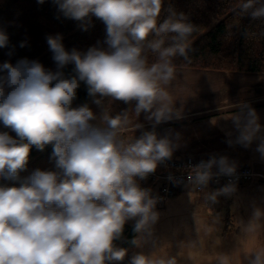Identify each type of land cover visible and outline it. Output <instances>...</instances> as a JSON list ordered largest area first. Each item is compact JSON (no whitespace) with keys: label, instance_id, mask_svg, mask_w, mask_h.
Segmentation results:
<instances>
[{"label":"clouds","instance_id":"obj_1","mask_svg":"<svg viewBox=\"0 0 264 264\" xmlns=\"http://www.w3.org/2000/svg\"><path fill=\"white\" fill-rule=\"evenodd\" d=\"M52 2L83 31L92 16L100 19L106 26V47L98 42L87 51H68L61 34L48 35L55 71L27 58L0 63V123L16 134L0 132V179L19 183L0 184V264H114L128 252L114 243L123 238L127 222L134 221V247L153 238L158 197L138 180L171 160L181 146L179 133L169 129L159 135L156 127L183 118L170 89L177 68L193 61L191 38L200 28L171 4L165 8L164 0ZM232 11L239 19L248 16L264 23V0H239ZM26 45V40L20 43ZM7 47L9 36L0 29V48ZM176 58L182 63H175ZM70 64L73 74L66 76L63 69ZM81 83L98 113L88 103L73 107ZM105 98L134 107L113 115ZM141 113L152 127L136 136L144 128L136 122ZM231 119L236 135L227 140L229 146L248 148L257 142L255 150L264 158V125L256 110L241 105ZM48 145L56 170L36 169L21 178L31 149L43 151ZM236 170L235 161L211 154L189 166L187 180L202 191L214 178L233 177ZM235 191L236 184L229 181L205 192L204 199L215 204ZM261 230L264 209L257 207L241 232L247 240ZM242 254L247 264H264V246ZM234 259L221 253L213 264H233ZM129 264H178V258L138 252Z\"/></svg>","mask_w":264,"mask_h":264},{"label":"trees","instance_id":"obj_2","mask_svg":"<svg viewBox=\"0 0 264 264\" xmlns=\"http://www.w3.org/2000/svg\"><path fill=\"white\" fill-rule=\"evenodd\" d=\"M239 0H164V7L171 4L177 12H183L190 22L200 29L191 38L193 41L190 53L192 63L178 68L211 70L220 72H243L264 74V23L253 21L245 16L241 19L234 16L233 8ZM165 17L162 12L161 20ZM213 19L216 21L213 22ZM0 29L9 36V47L0 48V63L5 61L15 64L19 59L38 60L45 69L55 71L56 63L53 55L48 52L46 37L61 34L66 50L76 48L87 51L98 42L101 46L106 37V26L98 18L91 17V26L87 31L81 30L79 22L63 17L52 0L43 4L38 0H16L8 6L0 5ZM255 33L247 36L246 33ZM27 41L25 47H20L22 41ZM9 51L12 55H9ZM182 63L181 58L174 61ZM74 65L66 66L63 71L66 76L73 74ZM92 100L87 93V87L81 83L77 90L76 103L85 104ZM52 145L43 151L35 147L31 149L27 170L20 177L29 176L34 170H56L51 159ZM0 184L19 186L18 182L0 179ZM134 223H126L123 238L115 241L118 247L128 249L121 262L114 264H129L134 255V246L130 241L136 235Z\"/></svg>","mask_w":264,"mask_h":264},{"label":"crops","instance_id":"obj_3","mask_svg":"<svg viewBox=\"0 0 264 264\" xmlns=\"http://www.w3.org/2000/svg\"><path fill=\"white\" fill-rule=\"evenodd\" d=\"M14 1L16 0H0V5L8 6ZM179 69H183L185 71L184 75L192 77L197 76L198 80H200L199 78L218 80L225 77V74H223L224 72L220 71L189 68ZM248 82L251 84V88L248 89V99L231 100L227 97H214L193 100L192 104L181 111L183 115L182 119L168 121L156 127V131L159 135H164L169 129L180 134L181 146L174 151L173 155L175 156H206L211 154H216L218 156L224 155L230 160L235 161L237 167L247 166L251 168L254 173L252 179L247 183L236 185V191L234 193L236 196L237 192H242L245 190V186H248V193H244L245 198L247 197V194L248 197L249 195L251 196V190L253 191V189L250 190V188H255L254 190L257 192H264V158H261L260 154L255 150L257 147V142H254L250 147L245 148L239 144H233L232 146H229L227 140L230 137L232 139L235 138L236 132L231 116L239 110L241 105H248L254 108L260 118V123L264 125V94H262V92L264 93V74L248 73ZM250 91H255L257 93L249 95ZM108 101L109 98H105L104 102ZM149 126V130H151V123ZM144 130H137L135 135L139 136ZM184 192H193L194 194H198L190 189H183L176 196L170 198L166 202V205ZM199 195L200 196H195V200L201 203L202 199H204V194L199 193ZM259 199H261L260 195ZM183 200L187 199L184 197ZM194 216L197 218L195 220V227L193 226L194 223L191 222V215L188 214L186 223L185 218L183 220L185 225H177L179 228L177 229L175 238H173V235H165L164 239H161L164 235H159L157 236L156 241L151 240L142 248L134 247V254L138 252L150 254L156 251L160 252L161 254L167 253L168 255L177 256L178 264H201L196 257L205 248H202V245L200 244H190L188 238L185 236L184 239L183 237V232L185 229L188 230L187 226L189 224L190 226L196 228L197 231L201 233V235L205 233H213L214 235L217 234L221 235V237L225 236L226 238L225 242H214V246L208 244V249L211 247L217 248V251L219 252L217 253L214 251L211 253L210 257L206 258L205 264H213L216 257L221 254L220 250L225 249V247L229 248V251L224 252L225 254H233L235 256L233 264H241V262L242 264H247V261L243 258L242 252L245 250L248 251L249 244L248 239L244 240L243 233L241 232L242 225L230 227L224 225L223 227L222 221H220L219 218H214L213 215H204L203 213L200 214L197 212V214ZM217 235L215 236L218 237ZM235 241L242 244H238ZM259 244L262 246L264 241L257 243L256 248L259 247Z\"/></svg>","mask_w":264,"mask_h":264},{"label":"rangeland","instance_id":"obj_4","mask_svg":"<svg viewBox=\"0 0 264 264\" xmlns=\"http://www.w3.org/2000/svg\"><path fill=\"white\" fill-rule=\"evenodd\" d=\"M216 20L213 19V22ZM51 55L53 53L49 50ZM184 70L177 68V75L176 79L173 82L172 88L170 91L173 92L174 96L177 98L175 102V107L180 109L181 111L187 108L190 104H192L193 100L201 99V98H217V97H227L231 100L233 99H248V89L251 88V82H248V73L243 72H229L225 71L223 78L218 80H210L207 78H199L197 76L192 77L188 75H184ZM222 74V73H221ZM202 83V84H201ZM204 87H203V86ZM257 92L250 91L249 95L254 94ZM262 94H264L262 92ZM106 106L110 108V111L113 115L124 111L126 109H131L134 107L133 105L125 104L122 101H108L104 102ZM90 107L93 109L94 112H99L100 109L91 101L88 103ZM82 104L73 102V107L80 106ZM136 122L141 123L144 125V129H150V122L145 119V114L141 113L140 116L137 118ZM0 132H8L14 138L16 137L15 132H12L10 129L5 128L2 123H0ZM184 156V155H183ZM187 156V155H186ZM10 186L9 184H5ZM248 185V184H247ZM217 188H215L216 190ZM253 189V191L251 190ZM255 188H250L251 196L247 194V197H244V193H248V186H245V190L242 192H237L236 196L232 194L231 196H220L218 197V202L213 204L211 202L205 201L202 199V202L199 203L195 200V196H200L198 194H194L193 192H184L181 193L177 198L173 199L172 202H169L165 208H158L156 206V210L159 212V219L157 223L153 226V241H156L157 236H162L161 239H164L165 235H175L177 233V229L179 228L180 224L185 225L188 217L187 215L190 214L192 218L191 222H193V226L195 227L196 223L194 215L199 212L200 214L203 213L204 215H213L214 218H219L220 221L224 225L227 226H236L242 225L246 223L249 218L251 217L254 208H261L264 209V192H257L254 190ZM210 191V190H209ZM204 191V192H209ZM211 191H214L211 189ZM210 191V192H211ZM204 192H202L204 194ZM253 194V195H252ZM259 195L261 199H259ZM187 200H183V198ZM175 200V201H174ZM206 203V205H205ZM208 203V204H207ZM192 211V212H190ZM213 211V212H212ZM235 215V216H233ZM183 216V217H182ZM185 218V223L183 222ZM127 223H134V221H129ZM200 224V222H199ZM199 226V225H198ZM188 224L187 229L184 230V239L185 236L188 238L190 244H200L202 245L203 251L196 257L201 264H205V260L207 257H210V254L217 251V248H210L208 249V244L214 246V242L221 241L225 242V236L221 237V235H217L216 237L213 233H205L202 234ZM162 232V233H160ZM160 233V234H159ZM222 233V232H221ZM160 239V240H161ZM235 240V239H234ZM264 241V230L258 232L255 236L248 238V251H251L253 248H256V244ZM238 243L237 241H235ZM251 243V246H250ZM242 244V243H238ZM261 247V245H258ZM264 246V244L262 245ZM229 251V248L225 247V249L220 250L221 253Z\"/></svg>","mask_w":264,"mask_h":264},{"label":"built area","instance_id":"obj_5","mask_svg":"<svg viewBox=\"0 0 264 264\" xmlns=\"http://www.w3.org/2000/svg\"><path fill=\"white\" fill-rule=\"evenodd\" d=\"M210 155L206 156H172L171 160L159 164L154 173L144 180H138L142 188L150 189L154 197H158V208H163L166 202L180 193L183 189H190L195 193H202L215 188H221L229 181L234 182L236 185L247 183L252 179L254 173L251 168L247 166L237 167L236 175L233 177L221 176L217 179L214 178L209 182L207 188L201 190L193 189L192 185L188 183L187 177L189 174V166H195L201 160L209 159ZM215 171V169H214ZM172 177L173 179H170ZM182 181V182H174Z\"/></svg>","mask_w":264,"mask_h":264}]
</instances>
